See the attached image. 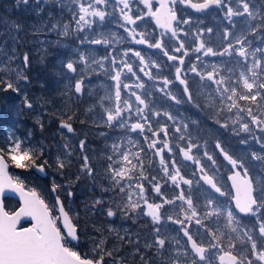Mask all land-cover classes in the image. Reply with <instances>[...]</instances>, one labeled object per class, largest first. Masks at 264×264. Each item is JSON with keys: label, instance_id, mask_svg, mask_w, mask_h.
Returning a JSON list of instances; mask_svg holds the SVG:
<instances>
[{"label": "snow or ice", "instance_id": "obj_1", "mask_svg": "<svg viewBox=\"0 0 264 264\" xmlns=\"http://www.w3.org/2000/svg\"><path fill=\"white\" fill-rule=\"evenodd\" d=\"M32 0H16L17 6L23 4L25 7L29 5ZM140 3L148 9L146 15L150 16L156 23V25L166 32L171 33V38L178 39V32L182 31L178 26L180 24H188L189 20L179 18L177 15L178 9L175 5H186L197 12H201L217 6L222 9H226L225 18L232 22L233 17H247L252 21H259V23L249 24V31L256 35L258 32H264V3L259 5L250 6L249 0H238L240 7L233 8L228 0H160V7L153 10L151 0H139ZM35 14L41 16L45 5L55 7L61 10V16L63 11L68 5L65 0H34ZM72 7L69 9V19L55 18L52 12L48 13V18L42 20L39 27L33 25L35 32L38 33H53L60 37L55 42L57 45L62 44V39L71 38L75 42L72 56L64 62L61 67L66 69L67 73L76 74L83 65L85 68L90 67L92 64L97 65L99 68H104V60L109 59V56H105L100 60L94 59V52L91 48L85 49V45H106L112 46L114 37L105 35L97 31L98 21L102 24L109 13L103 10L100 6L103 5L107 8L109 0H69ZM115 5H123L118 8L124 24L120 25L124 28V31L132 37L136 44H147L150 48H156L163 51V54L167 56L169 61H175L178 59L175 55H169V52L164 50V45L160 40H156L155 43H149L146 33H137L135 28L129 29L125 25H135L137 20H142V16L130 15L131 12L130 0H115L113 10H117ZM255 9V10H253ZM127 10V11H126ZM0 24L6 27L4 38L0 39V47H3L6 52V59L0 61V86L5 90L11 89L16 92H20V82L29 83V77L27 70L31 66L30 58L27 54L23 56L22 66L16 64V56H7V37L15 32L16 35H12L11 39L14 42L13 53L15 47L19 45V32L22 30V25L19 21L8 22L0 20ZM174 24L176 25L174 27ZM209 32L212 29H208ZM201 33L196 34V39L199 41L198 46L193 50L196 53H202L203 56H230L236 60L237 68L235 65H231V61H222L220 65L213 63L211 65V71L201 72L197 65H193L191 71L196 76L200 77L202 87L211 88L212 85H216L215 92L219 96V103L223 105L218 111L223 114L225 110L231 113L233 109L238 110V113L246 112L250 118V123L233 121V124H238L240 130L245 133H251V125H255L258 129L264 132V115L258 116L255 113L254 108L251 105H260L264 101V48H251V41L247 40L246 36L237 38L235 45L231 42L222 52L215 51L212 47H206L205 43L200 40ZM230 33L224 32V38L228 39ZM139 36V39L136 37ZM44 43V42H42ZM264 43V41H262ZM83 49V50H82ZM185 49L183 42L179 43L178 47H175L174 51L180 53ZM131 51V49H129ZM128 53L125 52L124 55ZM189 53L184 50L183 55L187 56ZM133 55L140 58L141 65L144 68L149 66L146 63L145 58L139 51L133 52ZM239 58V59H237ZM197 61H200V56L196 57ZM181 65L185 63L183 56L179 57ZM111 63L117 67L112 70L115 72L111 76V79L116 82L115 90V105L104 109V114L101 116V122L103 125H107L109 129H119L121 139L129 133H137L138 135H144L145 141L149 140L146 133L151 132V136L155 139L151 140L148 145L150 149H157L155 151L156 156H161L163 149L172 151L169 143L166 142L169 136V127L167 123L163 124L158 130H153L154 123H160V118L166 117L169 121H175L176 117L171 115L167 111H152L151 102L148 101L150 93H145L143 96L137 94L135 91H131L128 84H123V89L129 90L130 95L135 97V107L131 100L123 99L121 95V76L124 69H127L128 73L136 75L133 71V66L126 61L118 60L114 55L111 56ZM123 63V67H119V64ZM203 64V61H201ZM231 65V66H230ZM156 63H151V67H157ZM141 68L140 71L144 72V75L151 78V73L144 71ZM181 68L176 69V79L181 85H184L183 93L186 96V100L178 98L170 91H167L170 80H163V87L159 89L165 96H167L176 105H182L188 103L197 108H203L204 106L198 104L195 99V93L189 87L187 78H182ZM238 73V74H237ZM84 79L81 76L74 84L68 85V90L72 95L79 97L83 93ZM137 88H144L143 84H136ZM66 92L65 95H68ZM102 100L104 98H101ZM211 101L209 107L214 108L216 104V98L209 96ZM239 101L250 102V106L245 108L239 103ZM24 104L27 108L33 107L31 101L27 95L24 98ZM143 106V107H141ZM103 107V104L101 105ZM134 109V111H133ZM152 116L156 117V120L151 119ZM135 122L133 121V118ZM72 116H67V120H71ZM219 122V121H217ZM41 130H43V123L38 119ZM60 127L67 129L68 133L74 131L72 125L65 120L61 121ZM100 127V125H98ZM221 128L229 129L228 123L220 124ZM236 132L235 128L231 129ZM200 131L198 128V121L188 119L182 124H178L175 128V133H180L179 139L181 141L187 140L186 146H180L179 151L182 153L185 160L193 161L198 166L200 172V180L204 184L208 185L210 189L214 190L220 196H225V192L218 186V182L214 179L213 175H209L205 170V167L201 165L199 159L194 158L193 149L199 148V145L195 143L196 134ZM163 134L165 142H163V149L158 148L160 143V137ZM239 135V132H236ZM102 137H106L108 133L104 131L100 132ZM33 133L30 130L26 136L20 137L12 134L4 141L3 145H0V193H4L5 189H10L13 192L20 194L23 202V207L20 208L15 214H9L0 208V264H107L106 257H113V252L109 251L104 240L95 244V251L97 257L91 259L82 257L77 251L73 250L69 245L72 241L79 240V224L78 221L73 220L70 216V212L66 211L65 205L59 195L58 189L62 190L63 186L53 183L51 191L56 194V201L53 209H58L59 217H53L50 214L49 206L41 199L35 191H26V184L23 180H13L9 175L8 169L11 165H14L17 169L23 170H36L41 173H45L47 168L52 166V162L49 159H45V149L41 144L39 147L32 142ZM131 137H129V140ZM245 142L246 141H242ZM257 143H261L264 147V136L257 138ZM135 147V145H133ZM86 148V141H80L81 152ZM216 148L223 154L224 159L231 165L232 174L228 176V180L232 182V188L235 190V195L232 197L235 203V209L231 207H225L219 202L218 199L212 196L205 198L206 202L203 206L198 205V197H195L192 192L185 191L181 188V185L177 182V177L184 185L191 187L193 181L185 179L180 176V171L176 168L175 173L170 170L169 166H164L165 161L161 158L160 163L163 167L165 175L173 182L176 188H180V193L174 200L163 199L160 204L148 203L145 197V188L143 183L133 184L134 170L140 168V180H147L144 175V165L141 159L140 153L144 151L141 147L136 154H133L131 150H125L123 143H116L115 141L111 145L112 154L105 153L107 160L111 161L108 164L105 177L101 178V190L102 192L109 191V188L103 185V178L109 179L112 187V191L117 189L125 197L122 203L117 204L116 208L107 207L105 215L109 218L115 217L118 214H122L125 218H132L143 212L141 201L148 211L143 214L151 218L155 239L146 242V248H155L159 256L161 257L159 264H213V253H219V264H264V181H258L255 177L251 176L249 169L245 166L242 160L234 159L229 155L218 142ZM72 151L69 149L68 144L63 146V151L56 156L55 167L63 171L66 167L71 166ZM207 159L212 161L215 166L216 161L212 155L207 152L204 153ZM119 157V161H117ZM252 159L264 163V156L252 154ZM136 161L134 163L133 161ZM176 161L173 159L171 168H175ZM130 166V167H129ZM81 173L85 174L92 181H96L98 173L90 166L89 157L83 156V163L81 167ZM126 183H125V179ZM77 180L80 176H77ZM156 178L152 177V181ZM127 189H133L136 191L137 199H133V191H127ZM154 190L157 194H161V187L159 183L154 184ZM69 197L74 193L69 191L67 193ZM175 201L182 202L181 213L183 218L169 216L168 219L174 224L180 226L179 231L183 233V237H186V241L183 243L180 239L175 240L174 250L169 251L168 241L166 238H161L160 228L156 227L161 223V208L164 204H174ZM105 201L102 198H97L91 206H86V210L91 207L95 209L96 206H103ZM187 205V207H183ZM239 214H243V217H254L255 223L248 226L243 222V217ZM22 216L31 217L35 223L30 228L18 229L16 227ZM63 222V228L59 227L60 221ZM223 220L222 227L213 228L211 225H219ZM188 222L194 221L196 228V234L193 235L192 226ZM203 230V232H201ZM111 232L112 229H109ZM120 240L128 238L127 232L123 236H120L117 232ZM203 237L208 238L207 244L203 242ZM200 238V239H198ZM224 239L229 242L225 246ZM239 241L237 244L234 241ZM132 243L131 240H128ZM227 248V250H226ZM239 252V255L237 254ZM135 254H140V249H135ZM142 264H152V261H144L141 255ZM121 264V262H117Z\"/></svg>", "mask_w": 264, "mask_h": 264}, {"label": "flooded vegetation", "instance_id": "obj_2", "mask_svg": "<svg viewBox=\"0 0 264 264\" xmlns=\"http://www.w3.org/2000/svg\"><path fill=\"white\" fill-rule=\"evenodd\" d=\"M113 1L115 2V0ZM228 2L231 3V6L233 8L240 7L238 0H228ZM249 2L250 6H252L253 3L251 2V0H249ZM151 4L153 10H155L156 8L160 7V0H151ZM8 5L12 6L11 10H7ZM33 5H35V3L30 2L27 7H25L23 4L17 6L16 0H0V17H2L5 21H19L22 27H26L28 19L29 22H34L36 24L37 22L41 21V16L39 17L37 15H33L31 12L29 15H27L26 12V10L28 8V10H30ZM101 6L100 7L103 9L104 6ZM17 7L20 8L19 11L16 10ZM115 7L117 8L120 19L119 25L116 26L119 32L116 31L117 34L114 37L116 40L115 56L118 60L126 61L131 64L133 66V71L136 73V75H133L132 73H128L126 68L124 69V72L121 76L122 98L131 100L135 107V97L130 95L129 90L123 89V84H128L131 91H135L137 94H141L142 96L146 92L151 94L148 96V101L146 102H151V108L153 112H155V107H158L162 111H167L171 115L176 117L177 120L169 121L166 117L162 116L159 126L156 125V123L153 124L154 131L165 123H167L169 127V136L166 142L169 143L172 151L170 152L168 151V149H163V142H165L163 134H161L160 143L158 144V148L163 149L160 158L164 159V166H169L173 174L175 173L176 168H178L180 171V176L193 181V184L191 185V187H189L188 185L183 184L179 176L177 177V182L185 191L192 192L194 196H196V194H199L203 200H205L207 196H212L222 202L230 201V206L233 209L232 190L227 178L231 173V165L224 160L219 150L216 148V144L219 142L223 149L229 155H231L234 159H238L234 154V146L231 144V140L229 138H236L237 136L248 137L249 135H245V132L240 130L239 127L235 126L233 124V121L243 120L250 123V118L247 116L246 112L238 113V110L236 109H233L231 113L225 110L223 114H220L218 110L223 106L219 103V96L215 92L216 85H212L211 88L202 87V83L210 84L211 82H201L200 77L196 76L195 73L191 71V68L195 64L198 66V69L201 72L211 71V65L213 63L220 65L222 61H231V65H235L237 68H239V65L236 64V60L232 59V57L230 56L205 57L202 53L194 52L193 49L197 47L199 43V41L196 39V34H202L200 36V40L205 43L206 47H212L215 51L222 52L223 49L227 47L229 42L235 45V40L237 38L246 36L247 40L251 39L249 33H245L244 29H239V27L241 26H248L250 24L249 19L247 17H233L232 22H230L225 18L226 9H222L217 6H212L207 10L197 12L196 10L187 7L186 5H175L174 7L178 9V17L189 20L188 24H180L178 26L180 29H182V31L178 32L177 39L171 38V33L166 32L165 29L158 27L155 21L150 16L146 15L148 9L144 6V4L140 3L139 0H130L131 12H129V14L133 15L134 17L142 16L143 19L137 20L135 25L125 26L129 29L135 28L137 33H146L149 43H155L156 40H160L164 45V50L168 51L169 55H175L178 57V59L175 61H169L167 56L163 54L162 50L150 48L147 44H136L133 41L132 37H130L128 33L124 31V28L120 26L125 23L122 19V16L120 15V12L118 11V8L123 7V5H115ZM48 8H52L53 17L65 19L64 12L63 16H61L60 9L55 7ZM44 10L46 11V9ZM111 17L112 14L109 17V20L112 19ZM106 21H104L103 23H105ZM175 26L176 25L174 24V27ZM208 29H212V31L209 32ZM225 31H228L230 33L228 39L224 38ZM53 37H55V34L53 35ZM139 38V36L136 37V39ZM256 39H254L253 42H255ZM70 41L71 40H69V42ZM180 42L184 43V50H187L189 53L187 56L183 55L184 50H182L180 53H176L174 51L175 47L179 46ZM257 46L258 44L255 47L251 48L255 49L257 48ZM129 49H131V51H129ZM135 51H139L145 58L146 63L149 64L147 68H144V65H141L139 57L133 55V52ZM125 52H127L128 54L124 55ZM198 55L200 56V61L196 60V57ZM71 56L72 53L68 52L67 58H70ZM105 56L106 54L104 52H100L98 60ZM181 56H183L185 61L183 65H181L179 62V57ZM94 58L96 57L94 56ZM45 61L46 60H44L42 63L44 64ZM201 61H203V64H201ZM103 63L105 65L104 68H99L98 66H93V68L89 67L91 71L87 72L88 76L86 78L83 77V93L82 95H79L78 98L77 96H74L71 94V92H69L68 85L70 83L74 84L77 79H80L81 76L84 75L87 68H84L83 71L79 69L78 73H80L81 75L78 77H75V74L67 73L66 71L65 73L60 69L59 66H57L58 68H55L48 65H41L42 67H36L30 70L32 73H35L37 75V77L35 78H30V82L25 84L27 85V87L32 88L30 95H34V102L36 104L34 111H32L30 115L34 114L35 112L37 113L38 109L41 110L40 115L43 119L44 127L43 130H41L39 124L36 122V125L39 126L40 130V132H37L36 134H40L41 137L43 135L49 138V146H46L45 142L40 143V145L42 144L44 146L45 159H49L52 162L53 169L55 170V172H53V175L52 172H49L48 167L46 171L48 178L38 179L34 176V180L40 182V184L42 183V186L48 187L50 189L53 183L58 184L55 181L57 178H59L61 181V184L59 185H63V187L66 186L62 190L58 189L59 195L63 202L65 198H67L71 202L72 211L76 209L74 202H76V199L80 197V193H83V200L85 202V216L87 218L88 225L87 233L89 235L85 238V246L91 247L92 243L96 241L97 237L92 236V232L100 234V237H106L110 232L109 229H112V231L116 232H127L128 237L130 236V234H135V236H133V239H137V235L140 231V233L143 234L142 238L146 240V242H149L147 241V238L150 237L152 239L154 229L151 218L143 214L144 212L148 211L147 207L144 206L143 201H141L143 212L138 213L135 219L125 218L122 214H118L117 216L111 218L105 215L107 207L116 208L117 204L122 203L125 197L119 192L118 189L115 192L111 190L113 186L107 178H103L102 182L104 186L109 188V191L102 192L101 190V178L105 177L107 166L109 163H111V161L107 160L105 155L106 152L108 155L112 154L111 145L107 146V144H111L114 141L116 143H122V139L120 137V132L122 130L109 129L107 125H103L101 122V116L104 114V109L107 108V106H110V104L112 103L108 99V97L111 96L114 105L116 103L114 95L116 90V82L113 81L110 76H107V63L105 60L103 61ZM151 63H156L158 66L151 67ZM115 67L117 66L113 65L112 69ZM119 67L122 68L123 63H120ZM178 67L181 68V77L187 78L189 87L195 93V99L197 103L204 106L202 109L194 107L193 105H190L188 103L176 105L167 96L159 91V89L163 87V80L168 79L171 81V83L168 85L167 91H170L178 98H183L186 100V96H184L183 93L184 85H181L176 79V69ZM141 68H144V71L146 72H150L152 74L151 78L144 75V72L140 71ZM112 69L109 73V75L111 76L115 74ZM66 74L72 75V78H69ZM29 77L31 76L29 75ZM136 84H143L144 88H137L135 87ZM110 85H112L113 87H110ZM66 92H69V94L65 95ZM53 95L57 98H53ZM210 95L216 98V104L214 108L209 107L211 101L208 99V97ZM101 98L104 99L102 100ZM239 103L245 108L250 106V102L239 101ZM59 104L60 108L63 110L57 112L56 107H58ZM102 104L103 107H101ZM251 106L254 108L255 113L258 116L264 115V101H262L260 105ZM67 116H72L73 118L71 120H67ZM27 118H25V116H20V120L14 118L12 120V123L9 124L8 128L15 130L19 135H22L23 137L26 130V123L33 125V122L27 120ZM135 119L136 118L134 117L132 122H135ZM151 119L155 121L156 117L152 116ZM188 119L197 120L198 128L200 129L195 138V143L199 145V148L198 150L194 148L192 154L194 158L200 160L201 165L205 167V170L208 172V174L214 176V179L218 182V186H220L222 188V191L225 192V196H220L218 193H215L214 190L210 189L208 185L204 184V182L200 180L201 174L198 170V166L193 163V161L185 160L182 153H180L179 151L180 146H186L187 140L181 141L179 139L180 133H175V128L178 124H182ZM62 120H65L72 125L74 129L72 133H68L67 129H62L60 127ZM223 123H228L230 126L229 129H225L223 131L219 127V125ZM98 125H100V127H98ZM16 126L19 127L20 130H18ZM250 126L256 138L264 136V132L258 129L255 125L250 124ZM232 128H235L236 132H239V135H237L236 132L232 131ZM101 131L108 133V135L106 137H102L100 135ZM135 134L137 135L138 145L140 146V144L145 141L144 135H138L137 133ZM146 134L149 137L148 141H150L151 143V140L155 138L151 136V132H148ZM2 137L5 138V140L8 139L6 135L5 137ZM225 139L228 142L227 146L223 141ZM81 140L86 141V148L83 152H81L80 149ZM2 144H4V142H2ZM65 144H68L69 149L72 151L73 155L70 158L71 166L66 167L63 171H61L55 167V159L56 156L63 151V146ZM125 150L129 149L125 148ZM156 150L157 149L149 148L145 153L147 157H144L142 153H140V155L143 156L141 157V159H147V161L150 160L152 154ZM131 152L133 154L137 153V151L135 150H131ZM205 152L213 156L216 161L215 166L212 164V161L208 160L207 156L204 155ZM84 155H87L89 157L90 166L99 174L95 182L89 179L87 175L81 173ZM173 159H175L176 161L175 168H171ZM117 161H119V157H117ZM244 163L245 166L249 169L251 176L255 177L258 181H264V163ZM143 165L144 175L148 179L140 180V172L138 171L137 167L134 170L133 183H143L145 188V197L148 203H154L155 182L159 183L161 187L160 198L162 199V201L163 199L171 200V198H175L179 195L180 188H176L173 182L165 175L163 171L164 166L155 163L150 164L148 162H144ZM155 174L156 180L152 181V177H154ZM77 176H80L79 180L76 179ZM126 180L127 178L125 179V183ZM166 184L168 185L165 186ZM79 186H82L84 188L82 192L78 190ZM69 191L73 192L74 195L69 197L67 195ZM127 191H133V189H127ZM136 191H138V189ZM136 191H133L132 198L134 200L137 199ZM51 196L54 199V196L52 194ZM97 198H102L105 201L104 205L96 206L95 209L89 207L86 210V206H91L92 204H94ZM165 212L166 208L163 207L162 213L165 214ZM96 215L99 216L98 225H96V223H92L91 219V217H94ZM243 222L248 226H251L255 223V218L243 217ZM186 223H190V225L192 226L193 235L195 236L196 228L194 226V223L188 221H186ZM165 228L167 229L166 226ZM179 228L180 226L178 224H175V229L173 230L177 234L179 233L183 243L184 241H186V237H183V233L179 231ZM201 232L203 231L201 230ZM125 241H127V239ZM203 242L207 244L208 241L204 240ZM228 242L229 241L227 239H224L225 246L228 244ZM151 249L153 250V248ZM146 254L151 257L153 256L154 252H146ZM237 254L239 255V252H237ZM218 255L219 253H217L216 258L217 264H219Z\"/></svg>", "mask_w": 264, "mask_h": 264}, {"label": "rangeland", "instance_id": "obj_3", "mask_svg": "<svg viewBox=\"0 0 264 264\" xmlns=\"http://www.w3.org/2000/svg\"><path fill=\"white\" fill-rule=\"evenodd\" d=\"M32 2H34V0H32ZM251 2L253 3V5H259L261 3H264V0H251ZM65 3L68 5L67 8L64 9V18L65 19H69V9L72 7V5L69 3V0H65ZM114 1L113 0H109V5L107 8H104L106 10L107 13H109L110 15L112 14V19L109 20L110 15L107 16L108 21H106L105 23H100L98 21V27H97V31L101 32L105 35V37H115L116 36V31L119 32L116 28V26L119 25L120 19H119V13L117 12V10L114 12L113 10V6H114ZM5 7V6H4ZM50 6L45 5L44 9H46V11L44 10L42 15H41V21L42 20H46V17L48 18V13L52 12L53 10L52 8H48ZM102 7V6H101ZM12 6L8 5L7 10H11ZM29 9V8H28ZM26 10L27 15L30 14V12L33 15L35 14V5H33L31 7L30 10ZM17 11L20 10L19 7L16 8ZM255 10V9H253ZM61 13V10H60ZM121 15V14H120ZM40 17V16H39ZM0 20L5 21L2 17H0ZM40 22H37L36 24L34 22H28L26 24V27H22V31L19 32V45L15 47V52L13 53V48H14V42L11 39L12 35H16L15 32L11 33L8 37H7V56H12L13 54L16 56V64L22 66L23 64V56L25 54H27L30 58L31 61V66L30 68L27 70V72H29L31 69L36 68V67H42L44 65H48L47 62L51 65L54 66L55 68H58L57 66L60 67L61 70H63L64 72L66 71V69H63L61 67V65L66 62L67 55L68 52L69 53H73L74 50V46H75V42L71 39V38H66V39H62V44L61 45H57L55 43H48V42H55L58 39H61L60 37H58L57 35H55V37H53V33H38L35 32L33 25L39 27ZM250 24L251 23H259V21H252L249 20ZM8 22H11L10 20H8ZM13 22V21H12ZM240 30L244 29L245 33H249V36L251 39H249V41H251V47H255L257 44L259 48H264V43H262V41L264 40V32L263 33H257L256 35H253L250 31H249V25L246 27H239ZM6 27L2 24H0V39L4 38V34L6 32ZM262 37V38H261ZM257 38V39H256ZM260 38V39H259ZM255 40V42H253ZM69 40H71L69 42ZM44 42V43H42ZM116 40L115 38L112 41V46L108 47L106 45H85L84 48L88 49L91 48L94 52V56L98 60V56L100 52H104L106 54V56H109V59L105 60L107 63V76H110L109 73L111 72V69L113 67V64L111 63V56L114 55L116 53ZM58 50V51H56ZM6 50L3 47H0V61L5 60L6 59V55H5ZM57 53V54H56ZM116 57V56H115ZM49 59V61H48ZM45 61V63L43 64L42 62ZM42 65V66H41ZM93 66H97L95 64H92L90 67L93 68ZM84 66L81 65L80 66V70L83 71L84 70ZM88 71H91L90 68L88 67L83 75V77H87L88 76ZM66 73V72H65ZM86 74V75H85ZM67 75V74H66ZM80 73H76L75 77L80 76ZM69 78H72V75H67ZM29 77V75H28ZM37 77V75H33L31 76V78H35ZM111 81V79H110ZM26 83H24L23 81L20 82L21 85V90L20 92H16L14 91L16 94H18V98L17 97H9V102L5 103V105L8 107L7 110H9V113L11 115L10 118V123H12V120L14 118H16L17 120H20V116H25V118H27V120L33 122V125H30L29 123H26L25 125V133L24 136L27 135V133L31 130L33 133L32 136V142L34 145H36L37 147L40 146V143L45 142L46 146H49V138L45 137L42 135V137L40 136V134H36L37 132L39 133V126L36 125L37 120L39 119L40 121H42L43 125V119L40 115L41 110L38 109L37 113L35 112L34 114L30 115V113L32 111H34L36 104L34 102L35 98L34 95H30V92L32 91V88L27 87V85H25ZM109 86V85H108ZM110 87H113L112 85H110ZM27 88V91H26ZM0 89H4V87L0 86ZM5 90V89H4ZM108 92V91H107ZM25 95H27L28 99L31 101L33 107L31 109L27 108L24 104V98ZM24 96V97H22ZM59 96V94H58ZM55 96L53 95V98ZM22 98V99H21ZM57 98V97H55ZM108 99L112 102L110 104V106H107V108L114 106L113 104V99L110 97H108ZM60 101V100H59ZM115 103V102H114ZM64 104V103H63ZM223 106V105H222ZM4 107V106H3ZM57 108V112L60 110H63L60 108V104ZM155 111H162L160 108L155 107ZM162 117L160 118L161 121ZM177 120V118H176ZM241 122H245L243 120H239ZM156 125L159 126V123ZM235 126L239 127L238 124H234ZM9 124L6 125L4 127L5 132L4 134L7 136V138L12 135H18L20 137H22V135H19L15 130L8 128ZM220 127V125H219ZM160 127H158L155 130H158ZM221 128V127H220ZM223 131L225 130L224 128H221ZM115 130V129H114ZM245 135H249L248 137H236V138H229L231 140V144L234 146V154L238 159H242L244 162L246 163H259L260 161H256L252 159V154L256 153L257 155H261L264 156V147H262L261 143H257V138L254 136L253 131L251 133H244ZM23 136V137H24ZM114 136V134H113ZM121 137V136H120ZM129 137H131V139L129 140ZM221 141V140H219ZM225 145L227 146V140H223ZM242 141H246L242 142ZM122 143L124 145V148H128L130 150H135L138 152L139 148H143L144 151L142 152V155L144 157H147V155L145 154L147 152V150L149 149L148 145L150 144V141H143L140 146L138 145V140H137V135L135 133H129L128 135H125L122 139ZM113 142L111 144H107V146L112 145ZM133 145H135V147H133ZM51 148V147H50ZM240 152V153H239ZM142 155H140L141 157H143ZM160 156H156L155 152L152 154L150 160L147 161L143 159V163L144 162H148L150 164L155 163V164H161L160 163ZM134 162H136L134 160ZM11 165V164H10ZM15 170H12V169ZM138 171L140 172V168L138 167ZM49 172H55V170L53 169V166L49 167ZM29 170H23V169H17L14 167V165L10 166V174L13 177V175H15V179H21L24 181V183L26 184V187H31V189L36 190L40 196L41 199H43L45 201V203L49 206L50 212L54 217H57L56 211H54L53 209V197L50 194V190L48 187H44L40 184V182H37L36 180H34L32 178V175H29ZM157 174V173H156ZM156 174L154 175V177H156ZM54 175V173H53ZM58 184H61V181L59 178L56 179V181ZM156 183V182H155ZM154 183V184H155ZM63 184V183H62ZM135 185V183H133ZM168 184H166L165 186H167ZM63 186V185H62ZM66 187V186H65ZM63 187V188H65ZM154 203L155 204H160L162 203V199L160 198V194H157V192L154 190ZM195 197H198V205L199 206H203V204L206 202V200H203L199 194H196ZM175 198H171V200H174ZM65 202V206L67 208V210L70 212L72 219H74L77 215H78V208L77 210H73L72 211V204L71 202L65 198L64 200ZM221 204H223L225 207H231V203L230 201H219ZM5 203V208L7 209L8 212H11L16 203L15 201L11 200V199H5L4 200ZM181 205L182 202L180 201H175L174 204H164L163 207L166 208V212L165 214L162 213V208L160 210L161 212V223L159 225H156V227L160 228V235L161 238H166L168 241V248L169 251L174 250L175 247V240L176 239H180L182 242V239L179 235V233L177 234L173 229H175V224L172 223L171 220L168 219L169 216L172 217H177L179 216L180 218H183V213H181L180 209H181ZM183 207H187V205H183ZM194 223V221H193ZM223 225V220L221 221V223L219 225L217 224H213L211 225V227H222ZM165 226L167 227V229L165 228ZM203 231V230H202ZM119 233L120 236H123L125 234V232L123 231H117ZM117 232L116 231H111L109 232V234L104 237H100V234H97V239L96 241H94L92 243L91 247H87L84 246L81 242L79 244H74L72 243L71 245H69L70 247L73 248V250H80L82 252V254L84 255L83 257L89 258L91 259L93 256L97 257V253L94 250L95 249V244L99 243L101 240H104L105 244L102 246H106V248L109 251L113 252V257H106V261L107 264H117V262H121V264H142L141 261V255L144 258V261H152V264H159L160 261V256H158V252L157 249L153 248V250L151 248H146L145 244H146V240H144L142 238L143 234L138 233L137 235V239H133V236H135V234H130V236L127 238V241H122L119 239V236H117ZM83 238V237H81ZM147 241H151L153 239H155V235L153 233L152 235V239L150 237L147 238ZM200 239V238H198ZM203 241L207 240L208 238L203 237L202 238ZM86 240V239H85ZM128 240H131L132 243H129ZM236 242H238L237 244H239V241L237 240ZM94 245V246H93ZM139 248L140 249V254H135V249ZM86 251L88 252V256L86 254ZM154 252L153 256L149 257L146 252ZM98 258V257H97ZM216 258H217V253H213L212 255V260H213V264H217L216 263ZM188 264H190V259L188 261Z\"/></svg>", "mask_w": 264, "mask_h": 264}, {"label": "trees", "instance_id": "obj_4", "mask_svg": "<svg viewBox=\"0 0 264 264\" xmlns=\"http://www.w3.org/2000/svg\"><path fill=\"white\" fill-rule=\"evenodd\" d=\"M49 61V59H48ZM48 66H51L48 62H47ZM54 67V66H52ZM28 75L30 76H33V75H36L35 73H32L31 71L28 72ZM30 79V77H29ZM9 97H18V94H16L13 90L11 89H8V90H1L0 89V98H1V110H0V145H3L2 142L5 141V138H3L2 136L5 137V135L3 134L5 129L4 127L8 124H10V118H11V115L9 113V110H7V106L5 105V103L9 102ZM5 100V101H4ZM3 101H4V104H3ZM4 106V107H3ZM16 128L18 130L19 127L16 126ZM13 166V165H12ZM28 189H31V187H27ZM33 190V189H32ZM78 190H80L81 192L84 190V188L82 186H79L78 187ZM36 191V190H35ZM37 192V191H36ZM38 193V192H37ZM39 195V194H38ZM53 201V200H51ZM55 205L54 201H53V206ZM74 205L76 207V210L78 208V215L73 219V220H76L78 221V224H79V236H80V239H81V243L84 245L85 244V238L88 235V225H87V218L85 216V202L83 200V193L81 194L80 193V197L76 199V202H74ZM56 211V210H54ZM51 214V212H50ZM52 215V214H51ZM53 216V215H52ZM54 217V216H53ZM92 219V223H96V225L99 224V216H94V217H91ZM27 225V224H25ZM92 236H97V233H94L92 232L91 234ZM83 237V238H81ZM94 237V239H95ZM85 246V245H84ZM77 251V250H76ZM82 257L84 256L82 254V252L80 250L77 251ZM84 253V252H83ZM86 254L88 255V252L86 251ZM95 257V256H93Z\"/></svg>", "mask_w": 264, "mask_h": 264}, {"label": "water", "instance_id": "obj_5", "mask_svg": "<svg viewBox=\"0 0 264 264\" xmlns=\"http://www.w3.org/2000/svg\"><path fill=\"white\" fill-rule=\"evenodd\" d=\"M219 150V149H218ZM220 152V150H219ZM220 154L222 155V157L224 158L223 154L220 152ZM225 160V159H224ZM226 161V160H225ZM227 162V161H226ZM228 163V162H227ZM229 164V163H228ZM31 170V169H30ZM33 173H35L39 178H44L46 176V173H41L39 171H36V170H31ZM232 172L229 174L231 175ZM228 175V176H229ZM228 178V177H227ZM228 183L232 189V192H233V196L235 195V190L232 188V182L230 180H228ZM52 189V188H51ZM26 191H34V190H27L25 189ZM52 192V191H51ZM37 193V192H36ZM38 195V194H37ZM52 195L54 196V201H56V194L52 192ZM5 198H8V199H13L17 202V208L9 213V214H15L16 212H18L20 210L21 207H23V202L21 200V197H20V194L18 192H13L12 190L10 189H5V192L4 193H0V208L3 209V211L7 212L5 207H4V199ZM232 204H233V207L235 209V203H234V200L232 199ZM67 211V210H66ZM56 212H57V216L59 217V212H58V209H56ZM241 216H243V214H240ZM23 223H28L27 226L25 227H20L21 224ZM35 223V221L32 220L31 217H27V216H22L19 220V222L17 223L16 227L18 229H24V228H30L32 227V225ZM59 227L63 228V222L62 220L60 221V224L58 225ZM78 241H72V243L76 244Z\"/></svg>", "mask_w": 264, "mask_h": 264}]
</instances>
